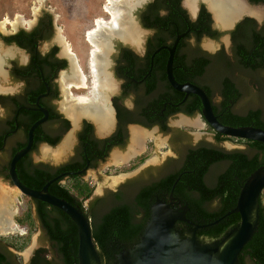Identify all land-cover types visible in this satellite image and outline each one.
Returning <instances> with one entry per match:
<instances>
[{
	"label": "flooded vegetation",
	"instance_id": "obj_1",
	"mask_svg": "<svg viewBox=\"0 0 264 264\" xmlns=\"http://www.w3.org/2000/svg\"><path fill=\"white\" fill-rule=\"evenodd\" d=\"M152 1L154 0H150L143 7H139V4L132 6L133 11L136 9L134 16L137 27L151 32L145 40L140 41L139 35L137 38L126 36L123 33L124 26L118 27L120 31L117 28L118 34H110L113 41L109 46L108 42L99 40L100 35L93 38L96 45L101 46L99 50L94 42L89 40V45L93 48L91 51L90 48L86 49V52L91 61L96 60L95 70L92 68V62L91 66L89 61L85 66L82 60L83 52L70 46V43L68 47H62L63 37L56 31L58 23L48 10H43L29 27L18 28L8 35H3V44L8 48L4 62L8 65L7 75L5 73L0 75V179L6 180L12 186L8 173L11 158L26 146L29 128L35 121L45 116L43 110L46 111V118L34 129L33 143L28 152L16 162V174L20 182L22 181L18 171L23 179L32 182L39 179L36 169L42 173L43 171L53 173L57 169L68 167L69 169L62 170L56 175L63 172L72 174L55 181L59 180V183L63 184L72 176L88 182L91 192L84 201L87 208L92 206L105 208L112 207L115 203L129 202L146 186L153 184H159L160 194L154 192L153 196L148 198L150 211L152 205L159 199L172 207L183 206L185 204L173 194V187L183 172L178 174L167 192L162 191L163 186L160 183L170 174L180 170L188 149L195 148L200 143L223 151L240 149L239 147L229 149L224 144L227 139L218 141L214 130L206 123L201 112L189 115L180 109L185 106L191 95L195 94L185 95L172 88L166 73L165 78L161 77L155 67L154 57L160 50L165 49L167 52L168 50L166 48H160L156 52L155 50L161 46H171L176 36L181 33L184 34L177 43L174 57H182L181 60L187 67L194 66L197 54L206 55L211 59H221L225 56L227 60L234 61L240 57L238 54L240 47L250 50L252 44L255 48L261 44L259 48L264 50V2L248 0V6L262 4L260 14L263 16L243 12V16L227 30L214 24L211 12L201 3L196 6L194 16L186 11L188 19L196 20L201 6H204L210 14V28L217 32L216 37L203 34L199 39L194 35L184 38L190 30L188 27L185 31L177 33L173 40L169 39L166 44L153 48L154 43L150 39H153L158 28L151 22L154 15L148 6ZM112 5L117 6L116 2ZM126 5L122 4L123 7ZM180 6L185 9L182 0ZM158 14L164 15L166 10L161 8ZM123 15L122 13L121 16ZM259 18L263 20L261 23L258 21ZM246 19L255 25L254 30L260 34L262 41H252L253 29L245 22ZM161 30L167 31V28L162 27ZM223 32L227 34L229 51L222 45L215 52H210L204 49L207 47L205 44L201 45L203 37L213 41L219 39ZM182 37V43L179 45ZM195 47L200 49L198 53L191 51ZM150 48H153L151 53ZM254 57L264 62V52ZM176 66L173 65V71ZM187 67H184L186 71ZM96 77L99 78L97 85L94 80ZM79 78L83 79L82 84H76L82 80ZM233 82L234 86L241 90L239 84L235 80ZM176 92L183 94L181 99ZM220 100V94H215L211 101L213 105H217L218 120L226 117L228 110L236 114H243L246 110V107L236 108L233 100L221 108L217 104ZM195 115H198L196 120L192 122L186 120ZM200 122L210 128V140L203 139L194 143L188 126ZM156 133L166 137L163 138L162 147L169 152L157 161L148 160L151 153L157 149L154 142ZM137 134L142 136L135 139ZM220 163L221 161L213 163L209 169L212 170ZM93 174L98 178L102 175L108 178L118 175V179L112 186L105 183L96 187V182L92 181ZM47 181L42 183V186ZM108 181L111 182V179ZM192 223L190 225L186 221L177 220L175 226L185 233L197 224ZM199 229L196 230V238L200 242H212L222 238L212 240L202 238L197 235ZM139 239L140 237L138 241ZM246 262L253 264L249 256Z\"/></svg>",
	"mask_w": 264,
	"mask_h": 264
},
{
	"label": "trees",
	"instance_id": "obj_2",
	"mask_svg": "<svg viewBox=\"0 0 264 264\" xmlns=\"http://www.w3.org/2000/svg\"><path fill=\"white\" fill-rule=\"evenodd\" d=\"M251 1L264 2V0ZM148 8L154 15L151 22L158 28L153 39H150L154 43L153 48L166 44L169 39L173 40L177 33L185 31L188 27L190 30L184 38L194 35L199 39L203 34L217 36V32L210 28V14L204 6H201L198 18L194 21L188 19L186 10L180 6V0H154L149 3ZM161 8L166 10V14H158ZM245 22L250 24L249 19H246ZM241 25L243 24H238V26ZM250 25L253 29L252 41H262L260 34L254 30L255 25ZM162 27L167 28V31H162ZM182 40L183 37L179 45ZM259 47L261 44L257 48L252 44L250 50L240 47V51L238 50L240 57L234 61L227 60L225 56L221 59H211L206 55L197 54L194 66L191 67L185 65V62L181 60L182 57L175 56L173 65L180 67H175L174 76L179 82L189 81L200 85L211 101L215 94H220L221 100L217 104L221 108L226 107L230 104V100H233L234 104L243 94L234 86L231 72L240 69L255 73L264 68V62L254 57V55L264 52ZM153 48H150V53ZM191 51L198 53L200 49L195 47ZM167 54L168 52L162 49L154 57L155 67L164 78ZM184 67H187L188 71ZM259 88L261 91V86ZM176 94L180 95L179 99H181L183 94L179 92ZM257 96L256 93L252 94L251 100ZM216 107L217 105L212 104L213 111L218 117ZM180 109L189 115L200 113L202 110L201 100L199 97L191 95L185 106ZM219 121L231 126L251 125L264 129V106H246L243 114H236L228 110L226 117L220 118ZM214 132L218 141L232 140L234 143L243 145L244 148L223 151L200 143L197 147L188 149L180 170L170 174L160 183L163 186L162 191L167 192L178 174L183 172L173 187V194L182 204L187 205L186 217L188 219L197 224H208L206 227L200 228L197 235L209 238V240L221 238L228 230L239 224L240 215L238 213L228 215L225 213L235 206L240 188L247 177L258 167L264 166V142L236 139ZM220 161L221 163L212 170L209 169L213 163ZM66 169L69 168H60L53 173L48 171L42 173L41 170L36 169L39 179L32 182L23 179L19 171L18 175L21 181L29 187L40 189L42 183ZM158 188L159 184L146 186L131 201L115 203L112 207L105 208L84 206V201L90 196L91 190L89 183L80 177L71 176L63 184L59 183V180L52 182L48 190L79 207L91 219L92 237L102 264H115L117 254L121 250L132 247L138 242L149 218L150 210L147 200L153 196L154 192L160 194ZM263 194L264 189L259 199V220L256 231L240 251L239 264H247V256L251 258L253 264H264V206L261 200ZM29 200L34 205L35 218L44 232V237L49 241L54 256L49 257V250L40 246L34 250L28 264H78V228L76 224L59 208L36 198L29 197ZM17 221L19 223L23 221L29 224L34 223L29 204ZM8 244L15 250H20L25 245V243H18L16 240ZM0 264H22V262L18 254L13 253L6 245L0 243Z\"/></svg>",
	"mask_w": 264,
	"mask_h": 264
},
{
	"label": "water",
	"instance_id": "obj_3",
	"mask_svg": "<svg viewBox=\"0 0 264 264\" xmlns=\"http://www.w3.org/2000/svg\"><path fill=\"white\" fill-rule=\"evenodd\" d=\"M136 4H142L144 0H135ZM196 0V6H197ZM212 14L215 25L227 30L243 16L244 13H235L230 17L228 22L221 23L216 20L211 8L206 0H203ZM248 5V0H243ZM120 3L125 4L124 1ZM183 5L188 8L185 0ZM129 5L118 18V25L112 26L109 31H104L106 27L100 22L98 26V36L100 35L101 42H112L110 34H118L117 27L124 26V31L129 27L137 28L139 38L143 41L142 35L146 32L142 27H137L133 15V8ZM256 7L257 4H253ZM195 6V9H196ZM259 7V6H257ZM260 8V7H259ZM192 16L195 14V9L188 8ZM226 13L231 10V7H224ZM231 14V11H230ZM122 21V22H121ZM118 28V29H119ZM120 31V29H119ZM97 32V31H96ZM184 33L178 34L171 46L165 45L160 48L168 50V57L165 65L166 78L175 90L188 94L197 95L202 104L201 114L206 123L216 132L233 137L236 139H248L264 142V129L251 125L247 126H231L221 123L215 115L211 100L205 90L199 85L192 82H178L173 75V59L174 52L180 37ZM136 37V35L134 36ZM153 55L151 56V61ZM3 58L0 55V71H3ZM37 104H39L37 99ZM45 116L35 121L28 132V143L25 147L18 150L11 158L9 163V177L12 183V188L19 191L21 194L36 198L53 205L64 211L76 224L78 228V264H102L101 257L96 248V244L92 237L91 219L77 206L71 204L64 198L58 197L49 192L48 187L53 181L66 177L71 172L60 173L49 179L40 189H34L20 182L15 166L16 162L30 149L33 143L34 129L46 118ZM2 190L3 188L0 187ZM264 189V166L258 167L245 180L240 188L235 206L227 211L225 215L230 213H238L240 215L239 224L228 230L221 239L212 242H200L196 238V230L204 228L207 224H194L187 232L175 226L177 220L186 221L192 225V221L186 217L188 210L187 205L172 207L165 201L157 200L151 208L148 222L144 227V231L140 236L139 241L132 247L125 248L117 254V262L115 264H239L238 256L243 246L251 239L256 231L259 220V199ZM5 190V189H3ZM7 191L5 200L8 201L11 192ZM9 191V192H8ZM7 197V199H6ZM8 220V219H6ZM7 222V221H6ZM0 229L6 231V224L0 222Z\"/></svg>",
	"mask_w": 264,
	"mask_h": 264
},
{
	"label": "rangeland",
	"instance_id": "obj_4",
	"mask_svg": "<svg viewBox=\"0 0 264 264\" xmlns=\"http://www.w3.org/2000/svg\"><path fill=\"white\" fill-rule=\"evenodd\" d=\"M120 1H124L128 6L133 5L136 2L135 0H113V2H116L117 5L114 7L112 5L113 2L110 0H0V55L3 58V71L7 75L6 71L8 64L4 61L5 57L7 56L6 53H8V50L6 49L8 48H5V45L3 44V35H8L18 28L29 27L43 10L50 11L53 15L54 21L58 23L56 31L63 37L64 44L62 47H68V43H70V46L76 48L78 51L83 52L84 56L82 60L85 66L88 64V61L90 63L89 65L91 66L92 61L89 58L86 49L90 48L91 51V48L93 47L89 45L91 41L89 42L87 33L94 28L97 31L96 33H98V20H103L106 22H102V25L106 27L104 30L105 32L108 31V29L110 30V28L107 26L113 24L112 16L109 14L108 10L105 9V6L110 5L113 10H117L122 14L126 12L127 6L123 7L122 3L120 4ZM149 1L150 0H144L142 4H139V7H143ZM201 3L206 5L208 8L207 4L203 0H198L197 6ZM119 4L120 6H118ZM195 6L196 3H194V9ZM258 6L261 9L263 7L262 4ZM185 9L191 16L193 15L187 7H185ZM135 11L136 9L133 11V15H135ZM261 16L263 15L261 14ZM258 21L261 23L263 20L262 18H259ZM96 33L95 37H98ZM138 35L139 34H136V38ZM150 35L151 32L146 30V32L142 35L143 40H145L146 37ZM226 36L227 34H224L223 32L219 36V39H214L213 41L207 40L205 37H203L201 39V45H208L207 47H204V49H207L210 52H215L222 45L227 51H229V41L226 39ZM94 44L96 45L97 43L94 42ZM231 74L234 80L239 84V87L243 93L242 97L236 103H234L236 108L243 109L246 106H264V92H262V89L264 90V71L252 73L236 69L231 72ZM260 86L261 91L259 88ZM255 93L258 96L255 97L254 100H251L252 94ZM66 100V103H68V98ZM197 118L198 115H195L189 117L187 121L192 122ZM172 121H175L174 118ZM188 129L192 135V140L194 143H198L203 139L210 140L211 130L209 127L204 125V123L200 122L197 125H189ZM163 138L166 137L160 136L159 133L154 135V142L157 145V149L151 153V155L148 157V160L157 161L164 157L165 153L169 152L166 148L162 147L164 145ZM160 141L162 144H160ZM224 144H226L229 149L234 147H239L240 149L244 148L243 145L234 144L232 140H226ZM117 177L118 175L109 177L111 179L110 182L108 181L109 178L105 175H102L101 178H98V176L93 174L92 181L96 182V187H99L105 183L112 186L113 183H115V181L118 179ZM0 187L5 189V191L9 190L11 192V196L10 198L8 197L7 201L9 210L8 220H10V222L7 220L8 223L6 225L9 227L6 231L0 229V243L6 245L13 253L18 254L21 258L22 264H28L34 250L40 246H43L49 250V257L54 256L50 243L44 237V232L40 227L39 222L35 218V208L30 202L29 197L21 194L19 191H15V189H13L4 179H0ZM261 200L264 206V194ZM28 204L31 206L34 223L29 224L26 221L19 223L17 218L23 215L26 208L28 207ZM15 240L18 243H25L24 247L20 250H15L9 246L8 243H11Z\"/></svg>",
	"mask_w": 264,
	"mask_h": 264
},
{
	"label": "bare ground",
	"instance_id": "obj_5",
	"mask_svg": "<svg viewBox=\"0 0 264 264\" xmlns=\"http://www.w3.org/2000/svg\"><path fill=\"white\" fill-rule=\"evenodd\" d=\"M110 1L113 2V0H110ZM195 1L196 0H185V3L187 4L188 8H190L191 10H194ZM206 1L208 2V5L211 8L216 20H218L221 23L228 22L230 17L232 15H234L235 13L242 14L243 12H249V13H252V14H255V15L258 16V15H261L260 13L262 12L261 8H259L257 6L256 7H253V6H250V5L248 6L243 0H206ZM225 6L226 7H231V10H230L231 14H230V11L228 13L225 12V10H224ZM105 9L108 10L109 14L112 16L113 24L107 26L110 29H112L111 28L112 26H116V25L119 24L118 23V18L120 16V13L117 10H113L110 5H108V6L106 5ZM102 22H105V21L102 20ZM97 23H98L97 25L99 26L100 21L98 20ZM108 31H109V29H108ZM95 33H96V29L95 28L90 30L87 33V37L92 43L94 42L93 38L95 37ZM123 33L126 36L133 37L136 34H138V31H137V28H135V27H129ZM97 48L101 49V46L98 45ZM95 64H96V60L92 59V68H93V70H95V67H96ZM79 79H82V78H79ZM98 79H99L98 77H96L94 79L95 80V85H97L99 83ZM80 83L81 84L83 83V79L81 81H78V83H76V84H80ZM141 136H142L141 134H137V136H135V139H137L138 137L140 138ZM6 195H7L6 191L0 189V222H3V224H7L8 222H10V220H8V222H6L7 221L6 219H9L8 202H7V200H5V196ZM6 199H7V197H6ZM7 227H9V226L7 225Z\"/></svg>",
	"mask_w": 264,
	"mask_h": 264
}]
</instances>
